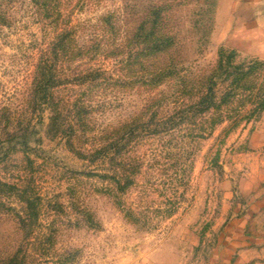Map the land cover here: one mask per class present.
<instances>
[{"label":"rangeland","instance_id":"obj_1","mask_svg":"<svg viewBox=\"0 0 264 264\" xmlns=\"http://www.w3.org/2000/svg\"><path fill=\"white\" fill-rule=\"evenodd\" d=\"M228 2L0 0V264H264V39Z\"/></svg>","mask_w":264,"mask_h":264},{"label":"crops","instance_id":"obj_2","mask_svg":"<svg viewBox=\"0 0 264 264\" xmlns=\"http://www.w3.org/2000/svg\"><path fill=\"white\" fill-rule=\"evenodd\" d=\"M228 6L233 9V21L241 24L248 32L252 28L258 37L264 39V0H228ZM254 24L253 27L250 25Z\"/></svg>","mask_w":264,"mask_h":264},{"label":"trees","instance_id":"obj_3","mask_svg":"<svg viewBox=\"0 0 264 264\" xmlns=\"http://www.w3.org/2000/svg\"><path fill=\"white\" fill-rule=\"evenodd\" d=\"M63 42H64V40H59V43H61L62 45H64Z\"/></svg>","mask_w":264,"mask_h":264}]
</instances>
